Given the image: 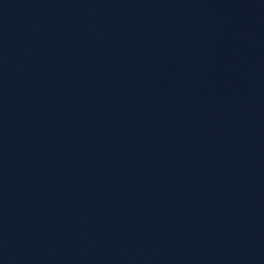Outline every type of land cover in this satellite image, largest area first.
<instances>
[{
    "label": "water",
    "instance_id": "1",
    "mask_svg": "<svg viewBox=\"0 0 264 264\" xmlns=\"http://www.w3.org/2000/svg\"><path fill=\"white\" fill-rule=\"evenodd\" d=\"M0 264H264V0H0Z\"/></svg>",
    "mask_w": 264,
    "mask_h": 264
}]
</instances>
